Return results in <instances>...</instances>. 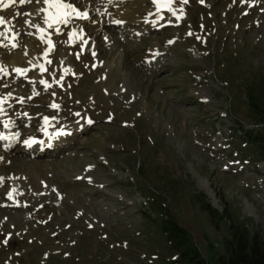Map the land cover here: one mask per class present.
<instances>
[{
    "label": "rangeland",
    "instance_id": "obj_1",
    "mask_svg": "<svg viewBox=\"0 0 264 264\" xmlns=\"http://www.w3.org/2000/svg\"><path fill=\"white\" fill-rule=\"evenodd\" d=\"M75 1L80 32L0 28V264H169L158 204L211 264L231 222L264 240V0Z\"/></svg>",
    "mask_w": 264,
    "mask_h": 264
},
{
    "label": "trees",
    "instance_id": "obj_2",
    "mask_svg": "<svg viewBox=\"0 0 264 264\" xmlns=\"http://www.w3.org/2000/svg\"><path fill=\"white\" fill-rule=\"evenodd\" d=\"M252 88L254 90H251L249 94L250 105L258 110L259 102L264 101V94L258 90L263 88L251 86ZM253 111L256 115L255 109ZM245 133L247 138L252 139L251 143L259 148L260 155L264 159V134ZM195 200L201 210L208 214L213 226L218 229L226 217L212 208L203 197L196 196ZM154 210L157 214H161L159 228L167 241L169 251L174 255L169 264H211L192 242L186 230L171 215L164 212L159 204L155 206ZM215 264H264V240L258 234L250 231L244 223L231 222L228 227V238L224 242V253L219 256Z\"/></svg>",
    "mask_w": 264,
    "mask_h": 264
},
{
    "label": "bare ground",
    "instance_id": "obj_3",
    "mask_svg": "<svg viewBox=\"0 0 264 264\" xmlns=\"http://www.w3.org/2000/svg\"><path fill=\"white\" fill-rule=\"evenodd\" d=\"M2 1H6L7 3H10V2H13L14 4L15 3H18L19 1L17 0H0V4ZM69 0H63V3L64 4H72L71 3V0L70 2H68ZM77 1V0H76ZM75 1V2H76ZM79 1V0H78ZM73 2V1H72ZM103 3H106L103 5ZM114 2H112L111 0H80L79 1V5H83V4H90V9H91V12H96L97 10L101 11L100 10V7L103 8L104 6H106L107 4H113ZM75 8V6H73ZM79 7V6H78ZM88 7V6H87ZM77 8V7H76ZM75 8V9H76ZM112 8V7H111ZM41 9H46V11L44 12H40ZM25 14L23 15V17H21L19 19V23L22 24V26L25 27V29L30 26V27H33L36 29V32L40 35H42V39L44 41L46 40H49V37H48V34H47V28H48V24L47 23H44L43 22V17L45 16V14H48V15H52L54 16L56 13H57V9L54 8V7H50L49 5L45 4L44 3V0H34V2L32 4H28L25 9ZM86 10V9H84ZM77 12H79L77 9H76V12H73L71 9L67 10V22H71V24H75L78 31L80 32L81 31V27H80V22L82 20H86L87 18H84L80 15H77ZM87 13V17L89 16L88 15V12ZM101 13V12H100ZM40 15L42 16V18H40ZM0 16H3L5 17V23L3 25H0V28L1 27H4L5 28V34H6V38L9 39L11 42L15 41L14 40V36L19 32L18 29L16 28V24L13 26V22L12 19L7 16V14L5 12H3V9L0 8ZM108 16V15H107ZM89 18V17H88ZM64 18H61V19H56V20H59L62 21ZM6 25L9 26L8 28H6ZM20 26V25H19ZM18 27V25H17ZM20 29V28H19ZM22 30V29H21ZM30 31V30H29ZM77 31V30H76ZM22 32V31H21ZM19 42L21 43V39L24 37L21 36V33L19 32ZM29 35V34H28ZM26 35V36H28ZM33 35V34H32ZM25 36V35H24ZM30 36V35H29ZM28 38V37H27ZM26 38V40H27ZM40 38V37H38ZM40 39V40H42ZM4 40V39H3ZM42 40V41H43ZM87 40V39H86ZM30 41V40H29ZM29 41H24V45H26V50L29 49V46H30V43ZM56 42V41H55ZM38 43V42H37ZM22 44V43H21ZM48 44V43H47ZM8 45V44H7ZM46 45V44H45ZM47 46V45H46ZM16 47V46H15ZM14 47V48H15ZM3 48V47H2ZM33 49V48H32ZM11 50V49H10ZM31 50V49H30ZM28 52V51H27ZM4 53H2V51L0 50V55L2 56ZM26 54V53H25ZM23 55V54H22ZM6 56V55H5ZM34 56V55H33ZM14 60H18L19 62V59L20 60H23L24 56L20 57L19 54H14ZM12 57V58H13ZM35 58V57H34ZM36 59V58H35ZM34 59V60H35ZM26 61V60H25ZM5 69V68H4ZM11 70V69H10ZM5 142L6 139H5Z\"/></svg>",
    "mask_w": 264,
    "mask_h": 264
},
{
    "label": "snow or ice",
    "instance_id": "obj_4",
    "mask_svg": "<svg viewBox=\"0 0 264 264\" xmlns=\"http://www.w3.org/2000/svg\"><path fill=\"white\" fill-rule=\"evenodd\" d=\"M31 2V0H19L20 4ZM154 2H158V0H154ZM168 3H171V0H167ZM182 2L187 3V0H182ZM202 2V0H201ZM44 3L49 5L50 7H54L57 9V13L52 17V19H61L66 18L67 16V10L71 9L73 12H76V9L73 7L72 4H64L63 0H44ZM41 11H46V9H41ZM77 15H80L84 18H87V13H79L77 12ZM5 23V17L0 16V25H3ZM51 26V25H49ZM16 71H21L20 69H17ZM41 83H46L44 81H41ZM91 122V121H89ZM7 126V125H6ZM2 135H0V139H4ZM7 243V241H5Z\"/></svg>",
    "mask_w": 264,
    "mask_h": 264
}]
</instances>
